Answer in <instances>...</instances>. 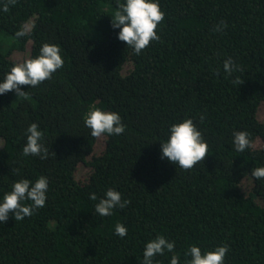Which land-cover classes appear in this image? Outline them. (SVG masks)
Segmentation results:
<instances>
[{
	"label": "trees",
	"instance_id": "obj_1",
	"mask_svg": "<svg viewBox=\"0 0 264 264\" xmlns=\"http://www.w3.org/2000/svg\"><path fill=\"white\" fill-rule=\"evenodd\" d=\"M5 2L0 82L45 43L60 47L64 65L36 87L21 86L27 99L0 95V202L21 179L49 184L43 208L0 223V264H142L158 236L175 248L153 264L172 255L188 264L191 246L204 254L225 244L224 264H264V179L251 176L264 166V0H155L165 13L160 40L140 55L112 27L126 0H17L4 12ZM221 21L227 27L214 32ZM228 58L242 71L227 75ZM90 107L118 113L124 133L92 137ZM184 119L209 149L190 171L161 159L170 126ZM31 123L44 133L46 159L22 154ZM236 131L252 142L242 153ZM109 188L130 204L100 216L95 205ZM117 223L126 236L115 234Z\"/></svg>",
	"mask_w": 264,
	"mask_h": 264
},
{
	"label": "clouds",
	"instance_id": "obj_2",
	"mask_svg": "<svg viewBox=\"0 0 264 264\" xmlns=\"http://www.w3.org/2000/svg\"><path fill=\"white\" fill-rule=\"evenodd\" d=\"M16 3L17 0H6L2 10L7 12L10 6H15ZM112 18V27L120 29L118 39L130 47L135 55H140L151 42L160 40L156 30L158 25L164 22L165 13L155 0H126L125 3L118 4V10L115 11ZM226 27V22L221 21L214 26L213 31L222 32ZM24 35V31L16 33L17 38ZM60 53L61 49L58 45L43 44L36 58L26 59L11 68L3 82H0V95L12 91L16 93L17 97L27 99V92L21 91V86L36 87L44 81L50 80L52 74L64 65ZM223 68L229 76L234 71H242L231 58L224 61ZM233 83L239 85L243 83V80L236 78ZM201 120H203V116H201ZM84 124L90 129V135L94 138H100L104 134L108 136L121 135L126 127L118 113L103 111L97 107H90L86 112ZM169 131L170 135L167 141L161 143V159L167 158L170 163L185 171H190L197 164L203 163L209 155V149L203 140L202 133L197 129L192 119H184L182 122L171 125ZM26 132V144L22 154L46 159L49 149L41 143L44 133L39 129V125L31 123ZM233 144L235 151L244 152L252 146L249 133L246 131L234 132ZM251 176L257 180L264 179V166L253 168ZM48 187V179L44 176L37 178L34 184L28 179L14 182L11 191L4 194L3 201L0 202V223H6L10 213L16 221L31 217L37 209L45 206ZM89 199L95 201L96 194H90ZM26 200L31 201V204H22ZM129 204L130 200H122L120 192L109 188L105 197L95 205V211L100 216H111L114 208L123 209ZM127 232L128 229L122 223L116 224V235L124 237ZM174 248V241L170 242L165 237L158 236L146 244L142 264H153L155 256L164 255L165 250L168 253H173ZM228 251L229 248L226 244L204 254L201 253L199 247L191 246L186 255L191 256L188 264H224V258ZM170 264H179V257L172 255Z\"/></svg>",
	"mask_w": 264,
	"mask_h": 264
},
{
	"label": "rangeland",
	"instance_id": "obj_3",
	"mask_svg": "<svg viewBox=\"0 0 264 264\" xmlns=\"http://www.w3.org/2000/svg\"><path fill=\"white\" fill-rule=\"evenodd\" d=\"M258 118L260 120H262L264 118V103L261 104V106H260V108L258 110ZM0 145H1V142H0ZM256 145L260 146L259 144H256ZM85 173H86V170L84 168H82V167L79 168V170H78V176L79 177H81V178L84 177Z\"/></svg>",
	"mask_w": 264,
	"mask_h": 264
}]
</instances>
